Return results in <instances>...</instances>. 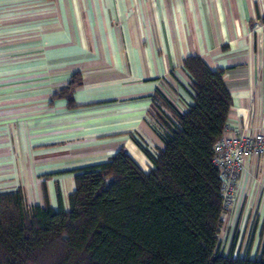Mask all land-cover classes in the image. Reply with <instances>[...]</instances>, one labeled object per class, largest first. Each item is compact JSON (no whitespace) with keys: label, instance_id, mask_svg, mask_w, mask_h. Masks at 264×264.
<instances>
[{"label":"crops","instance_id":"crops-1","mask_svg":"<svg viewBox=\"0 0 264 264\" xmlns=\"http://www.w3.org/2000/svg\"><path fill=\"white\" fill-rule=\"evenodd\" d=\"M189 55L224 70L225 132L264 130V0H0V192L21 188L27 205L56 208L57 184L67 209L72 170L121 147L148 171L133 137L163 146L149 111L157 90L187 110ZM75 72L73 105L50 103ZM223 220L229 239L252 240L256 255L264 155L247 159Z\"/></svg>","mask_w":264,"mask_h":264},{"label":"trees","instance_id":"trees-1","mask_svg":"<svg viewBox=\"0 0 264 264\" xmlns=\"http://www.w3.org/2000/svg\"><path fill=\"white\" fill-rule=\"evenodd\" d=\"M192 102L179 111L161 91L149 111L163 142L151 150L136 144L152 167L143 171L124 148L104 162L73 169L69 206L27 205L21 188L0 192V264H264L257 254L226 253L221 177L213 147L227 126L232 99L224 70L198 55L184 58ZM73 73L50 95L72 106L80 83Z\"/></svg>","mask_w":264,"mask_h":264},{"label":"built area","instance_id":"built-area-1","mask_svg":"<svg viewBox=\"0 0 264 264\" xmlns=\"http://www.w3.org/2000/svg\"><path fill=\"white\" fill-rule=\"evenodd\" d=\"M225 131L214 144L212 156V163L221 177L223 217L234 203L237 181L247 159L253 154L264 155V130L252 135Z\"/></svg>","mask_w":264,"mask_h":264},{"label":"rangeland","instance_id":"rangeland-1","mask_svg":"<svg viewBox=\"0 0 264 264\" xmlns=\"http://www.w3.org/2000/svg\"><path fill=\"white\" fill-rule=\"evenodd\" d=\"M172 99V98H171ZM139 162V161H138ZM137 163V162H136ZM140 168H142L143 170L146 169L145 165L141 164L140 162L137 163ZM227 226L228 225H224L220 232H219V235H218V240H219V248H220V251L222 253H226L227 252V248L233 238V235L232 237H230L229 239V236L227 235ZM252 246V240L250 239H242V240H239L235 237V253L236 254H244L245 252H249L250 251V247Z\"/></svg>","mask_w":264,"mask_h":264}]
</instances>
